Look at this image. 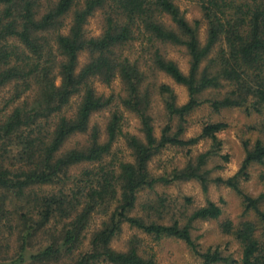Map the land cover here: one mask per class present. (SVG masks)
I'll use <instances>...</instances> for the list:
<instances>
[{
    "label": "trees",
    "instance_id": "obj_1",
    "mask_svg": "<svg viewBox=\"0 0 264 264\" xmlns=\"http://www.w3.org/2000/svg\"><path fill=\"white\" fill-rule=\"evenodd\" d=\"M199 3L204 43L202 21L189 20L176 0H0V264H159L136 239L126 250L113 246L125 222L184 241L203 264H264V191L246 194L239 182L250 166L264 167V0ZM96 12L101 32L91 35L85 26ZM168 45L185 49L187 73L168 57ZM82 53L88 56L80 65ZM160 72L187 87L186 103L177 104L174 89L158 81ZM116 79L118 93L95 86ZM157 94L165 97L160 136ZM203 106L262 117L248 126L256 135L242 139L239 171L214 179L242 195L246 213L257 219L221 225L240 244L239 260L219 248L201 250L193 238V221L222 215L214 201L184 224L131 214L140 192L158 183L197 180L207 191L210 173L203 167L210 152L171 175L148 168L169 146L189 148L208 138L220 147L218 133L229 128L223 120L204 122L198 136L185 137L187 117ZM102 111L109 112L104 129L92 124ZM125 111L138 117L143 136L124 131ZM120 138L133 159L114 152Z\"/></svg>",
    "mask_w": 264,
    "mask_h": 264
},
{
    "label": "rangeland",
    "instance_id": "obj_2",
    "mask_svg": "<svg viewBox=\"0 0 264 264\" xmlns=\"http://www.w3.org/2000/svg\"><path fill=\"white\" fill-rule=\"evenodd\" d=\"M176 2L189 20L199 19L202 21L198 35L199 40L204 43L207 26L202 18L199 0H176ZM100 21L101 15L96 12L89 18L85 26L87 32L91 35L100 34ZM166 54L177 61L184 72L189 71V56L183 47L168 45ZM87 56L86 53L80 55V65L84 64ZM157 79L159 82L169 84L174 89L177 104L182 105L189 100V92L186 86L176 83L162 72L157 74ZM95 86L98 91L106 95L118 93L122 89L119 79H116L111 85L96 81ZM208 94L207 92L205 96H208ZM164 103L165 97L157 94L153 104L155 105L154 115L157 136H160L161 126L164 122L161 111ZM108 116V111L99 112L92 117V124L100 125L104 129ZM124 116V131L143 136L138 117L128 111L124 112ZM187 118L188 127L185 133L187 138L198 136L204 122L217 120L228 122L229 128L218 133V139L221 141L220 147H216L213 141L208 138L201 139L189 148L169 146L153 157L148 168L155 176L171 175L175 168H182L186 166L188 161L195 160L199 154L210 152L203 167V171L210 173L207 191L203 190L201 183L197 180L176 181L171 184L158 183L154 188L144 189L140 192L136 208L131 214L144 215L146 219L166 224L172 223L174 220H179L184 224L196 208L204 206L208 201H214L222 207V215L217 220L193 221L191 229L193 238L201 250L219 248L225 255H230L239 260L241 257L240 244L232 235L224 233L221 225L228 220L238 224L240 221H257V219L254 212L246 213L242 195L225 184L217 183L214 179L217 177L227 179L239 171L245 158L242 139L256 135V132H249L248 126L260 123L262 117L249 116L238 108L216 114L208 107L203 106L192 112ZM174 122L177 123L178 119L176 118ZM114 152L119 157L133 159L131 151L127 148L123 138L115 143ZM225 156L228 157V160L224 158ZM248 172L249 176L247 178L244 175L239 176L240 186L246 194L259 196L264 191V180L262 179L264 167L252 165ZM188 197H190L191 202L187 201ZM261 205L264 208V201ZM12 210L17 209L14 207ZM261 231L262 229L259 228L258 234ZM131 239H136L139 242L141 252L147 256H154L159 264H203V259L195 254L184 241L171 237L158 238L138 228L131 227L126 222L122 224V231L113 239L112 244L118 250H126ZM32 252L34 251L26 252L24 257L29 259ZM9 256H12V254Z\"/></svg>",
    "mask_w": 264,
    "mask_h": 264
}]
</instances>
